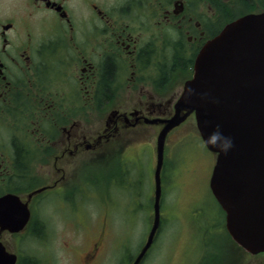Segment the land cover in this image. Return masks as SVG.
<instances>
[{
    "label": "flooded vegetation",
    "instance_id": "obj_1",
    "mask_svg": "<svg viewBox=\"0 0 264 264\" xmlns=\"http://www.w3.org/2000/svg\"><path fill=\"white\" fill-rule=\"evenodd\" d=\"M261 12L264 0H0V198L17 195L30 209L22 230L0 220L16 264H33L20 241L44 232L48 192L75 205L89 172L94 187L107 179V190L130 196L141 187L131 140L162 130L179 98L169 93L179 75L183 85L192 77L207 41ZM176 54L185 66L173 68ZM97 252L95 243L86 262Z\"/></svg>",
    "mask_w": 264,
    "mask_h": 264
},
{
    "label": "rangeland",
    "instance_id": "obj_2",
    "mask_svg": "<svg viewBox=\"0 0 264 264\" xmlns=\"http://www.w3.org/2000/svg\"><path fill=\"white\" fill-rule=\"evenodd\" d=\"M184 79L179 75L178 87L169 94L180 95ZM158 134L159 129L153 128L131 140L126 155L131 160V175L142 179L131 196L122 188L107 190V179L102 182L104 187H94L85 181H91L92 172L85 177L75 205L65 204L58 192L44 195L40 205L44 232L37 230L20 241L26 262L90 264L86 254L96 243L98 252L92 264H131L153 223ZM216 156L205 146L194 113L169 133L162 171V223L141 264H253L263 258L227 233L225 212L209 186Z\"/></svg>",
    "mask_w": 264,
    "mask_h": 264
},
{
    "label": "water",
    "instance_id": "obj_3",
    "mask_svg": "<svg viewBox=\"0 0 264 264\" xmlns=\"http://www.w3.org/2000/svg\"><path fill=\"white\" fill-rule=\"evenodd\" d=\"M205 143L216 130L231 137L232 147L217 154L210 188L226 213L230 235L252 254L264 251V12L243 16L207 41L197 54L193 75L163 119L157 136L153 224L131 264H140L161 223V172L168 133L191 114ZM40 190V189H39ZM13 204V207L10 208ZM30 218L27 202L0 198V220L21 230ZM17 255L0 244V262L16 264Z\"/></svg>",
    "mask_w": 264,
    "mask_h": 264
},
{
    "label": "clouds",
    "instance_id": "obj_4",
    "mask_svg": "<svg viewBox=\"0 0 264 264\" xmlns=\"http://www.w3.org/2000/svg\"><path fill=\"white\" fill-rule=\"evenodd\" d=\"M171 32L172 30L169 29ZM205 146L210 147L222 152H227L232 147V139L229 136L224 135L219 126H216V130L213 131L205 140Z\"/></svg>",
    "mask_w": 264,
    "mask_h": 264
},
{
    "label": "trees",
    "instance_id": "obj_5",
    "mask_svg": "<svg viewBox=\"0 0 264 264\" xmlns=\"http://www.w3.org/2000/svg\"><path fill=\"white\" fill-rule=\"evenodd\" d=\"M172 63H173V68L175 67V66H180V65H183V66H185V64H186V61L184 60V58H182L179 54H176L175 56H174V58H173V61H172ZM172 68V67H171ZM168 71H170V66H168L166 69H164V75L166 74V73H168Z\"/></svg>",
    "mask_w": 264,
    "mask_h": 264
}]
</instances>
